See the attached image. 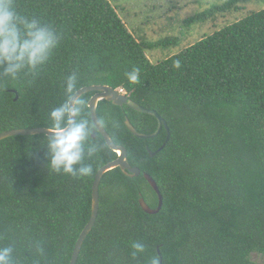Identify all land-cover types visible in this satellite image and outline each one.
<instances>
[{
    "label": "trees",
    "instance_id": "16d2710c",
    "mask_svg": "<svg viewBox=\"0 0 264 264\" xmlns=\"http://www.w3.org/2000/svg\"><path fill=\"white\" fill-rule=\"evenodd\" d=\"M248 2L230 0L185 23L213 21ZM16 3L63 39L38 75L0 80V133L47 128L48 113L64 100V80L73 72L81 89L125 91L157 111L172 133L160 151L166 129L142 139L126 125L129 119L139 133L153 134L157 118L99 103L100 122L142 175L132 178L120 168L104 175L99 217L77 264H148L158 248L161 264H257L253 254L264 258V10L155 64L147 56L153 46L135 38L109 0ZM177 60L180 68L174 67ZM134 68L140 71L137 84L125 75ZM94 95L80 98L90 115ZM44 136L0 142V247L12 246L18 264L71 263L92 216L96 175L119 157L97 132L101 149L88 161L91 176L51 173ZM144 174L164 197L159 214L141 207V197L153 209L159 205ZM137 241L145 251L133 257Z\"/></svg>",
    "mask_w": 264,
    "mask_h": 264
},
{
    "label": "clouds",
    "instance_id": "9594fccd",
    "mask_svg": "<svg viewBox=\"0 0 264 264\" xmlns=\"http://www.w3.org/2000/svg\"><path fill=\"white\" fill-rule=\"evenodd\" d=\"M62 34L50 23L22 13L16 0H0V80L14 81L21 75H38L61 45ZM179 60L174 62L180 68ZM129 83L137 84L140 71H128ZM81 78L78 73L68 75L63 84L64 100L48 113L47 134L42 144L47 147V168L51 173H63L76 177L93 174L91 161L101 145L94 141L102 123L90 115L85 102L79 99ZM135 257L145 251L141 242L131 245ZM12 246L0 247V264H18L13 259ZM148 264H161L159 256H153Z\"/></svg>",
    "mask_w": 264,
    "mask_h": 264
},
{
    "label": "rangeland",
    "instance_id": "374dc122",
    "mask_svg": "<svg viewBox=\"0 0 264 264\" xmlns=\"http://www.w3.org/2000/svg\"><path fill=\"white\" fill-rule=\"evenodd\" d=\"M109 1L118 9L135 38L153 46L147 51V56L155 64L180 54L192 44L212 36L251 13L264 10V0H249L248 3L238 4L237 11L229 12L216 20L186 25L189 18L230 0ZM252 260L257 264H264V258L257 253L252 255Z\"/></svg>",
    "mask_w": 264,
    "mask_h": 264
},
{
    "label": "water",
    "instance_id": "95a60500",
    "mask_svg": "<svg viewBox=\"0 0 264 264\" xmlns=\"http://www.w3.org/2000/svg\"><path fill=\"white\" fill-rule=\"evenodd\" d=\"M91 92H96V94L89 101V108L91 110V114L97 117L98 119H99L98 105L101 101H104V100L111 102L114 105L120 106V107L127 105L139 113L148 114V115H151L157 118L159 126H158L157 131L153 134L139 133L129 119L126 120V125L135 136H137L138 138H142V139L156 138L162 133L163 129H166L168 133L167 140L164 143V145L161 147L160 151L165 149V147L167 146L168 142L171 139L172 133H171V129L167 121L161 115H159L157 111L144 108L143 106L139 105L134 100H132L129 97V95H127V93H125L124 91H119L110 86L84 87L80 90V93H78L79 99L85 94H88ZM0 95H1V91H0ZM47 130H48L47 128H31V129H16V130L2 132L0 133V142L5 139H8L10 137H15V136H35V135H42V134L46 135ZM98 132L104 137L108 146L113 151L118 153L119 157L115 161L110 162L109 164L103 166L96 175L94 186H93L92 216H91L89 223L86 225V227L82 231L77 241L70 264L78 263L84 243L97 223L99 213H100V208H101V195H100L101 189L100 188H101V182H102L104 175L117 168H120L127 176H130L132 178L140 177L142 175V171L140 168L132 167L131 164L129 163L128 152L126 148H124L123 146L116 145L113 142L111 136L109 135V133L107 132L104 126L102 129L98 130ZM96 138H97V135L94 137V139ZM150 154L152 157H155L157 155V152L154 153L150 151ZM144 177L146 178V180L150 183L152 188L158 194L159 205L157 208L153 209L148 205L146 200L141 197L140 199L141 207L147 214H150V215L159 214L164 206V197L157 183L155 182V180L149 174H144ZM158 253H159L160 258L162 259V253L160 251V248H158Z\"/></svg>",
    "mask_w": 264,
    "mask_h": 264
},
{
    "label": "flooded vegetation",
    "instance_id": "af4514ba",
    "mask_svg": "<svg viewBox=\"0 0 264 264\" xmlns=\"http://www.w3.org/2000/svg\"><path fill=\"white\" fill-rule=\"evenodd\" d=\"M95 94H96V92H95ZM142 134V133H141Z\"/></svg>",
    "mask_w": 264,
    "mask_h": 264
}]
</instances>
